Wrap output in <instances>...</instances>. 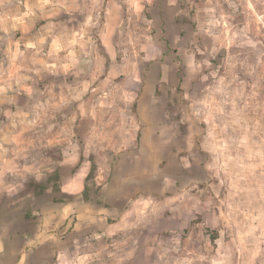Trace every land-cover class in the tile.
Returning <instances> with one entry per match:
<instances>
[{"label":"rangeland","instance_id":"obj_1","mask_svg":"<svg viewBox=\"0 0 264 264\" xmlns=\"http://www.w3.org/2000/svg\"><path fill=\"white\" fill-rule=\"evenodd\" d=\"M18 2L21 5V13L24 9L23 0ZM74 2L76 7L72 11L60 9L63 10L64 16L61 23L59 22L61 27L57 31L63 32L71 40L73 34L81 30L91 13L96 27L85 29L84 40L95 43L97 54L102 60L104 50H107L108 46L115 51V63L108 67L109 69L114 67L121 73L112 83L121 85L125 91L136 90V95L139 94L141 86L145 84L144 80L149 74H154L150 64L152 58H159L161 54L165 55L172 51L173 62H176L187 54L184 60L189 68L187 70L185 68V73H182L185 76L184 91L189 93L186 98L187 104L191 100L199 105L193 106L194 108L192 107L189 112L193 113L195 122L203 129L200 142L206 138L211 141L214 137L215 141L210 146L215 148L219 147L216 141H223L228 146L227 156L232 160V164L228 166L227 171L220 172V177H216L218 185L214 186L212 180L210 181L214 189L212 186V188L203 187L201 193L197 188L191 191L194 194L191 202L205 198L202 200H205L206 208H209L205 221L201 219V215L194 214L192 216L198 218L191 226L184 227L185 229L179 227L173 230L166 226L162 230L159 228L161 237L147 245V250H153L150 264H189V262L219 264L224 249L230 246L229 232L235 234L237 230L235 225L248 223L243 214H237L234 218H229L228 222L232 223L233 227L228 229L224 221L218 219L222 212L227 215L231 211L229 206L243 205V193L229 198L230 194L244 183L240 181L233 187L232 177L241 171V167L236 165L238 163L251 170L261 156H264V22H261V17H264V0H74ZM67 3L72 4L73 0H67ZM94 4H99L100 7L94 9ZM130 4L138 5L140 11L137 12L134 7L130 8ZM110 5H119V9L111 10L110 14ZM2 16L3 13L0 12V37L5 36ZM107 16H110L108 24H106ZM46 24L42 23V27ZM109 29L112 32L115 30V34L112 33L113 37L108 38L106 47L101 40ZM17 35L19 30L15 32L13 38L16 39ZM4 47L5 44L0 41V61L3 62V67L7 68L8 61L4 56ZM126 64L134 66V70L142 80L138 89L135 82L123 74ZM96 68L103 73L101 61ZM69 76L71 78L66 81L64 77L56 80L57 84L55 83L56 87L53 91L59 93L62 84L76 87L86 80L85 76L80 78L83 80L81 82L71 81L72 76ZM100 76L93 87L101 83ZM53 82L49 80L41 83L39 85L41 91L44 90L45 84ZM180 91H183V88L177 89V92ZM175 101L171 104V108L173 117L177 120L180 119V111ZM97 102V97H93V103ZM120 106L124 105L121 103ZM7 109L13 112L17 110L13 105L0 106V144L4 143L5 135L11 136L19 131V124L13 129L12 121L3 115V111ZM22 110L28 111L23 108ZM132 110L135 111V104L132 105ZM179 131L182 133L180 127ZM30 135L32 133H25V138ZM4 147L9 149L10 158L11 149L16 145L4 144ZM200 153L206 154L207 162L211 161V153L202 151ZM114 160L115 158L110 160L109 164ZM20 163L24 162L20 161ZM210 171V173L215 172ZM65 174L66 172L62 175ZM93 179L95 178H90L91 184ZM20 181L19 177H14L11 173H3L0 165V233L3 235L13 226L17 229H26L28 223L34 225L36 222L32 221L38 215L39 206L45 205V213L53 214L47 208L52 194H47L42 199L31 198L33 189H38L35 186L33 189L30 187L34 181L32 177L26 182L21 181L23 188L19 194L7 200L6 197L11 195L6 190L12 184H19ZM154 201L156 206L160 205L158 203L160 199L156 198ZM222 201L225 203L222 204ZM247 210L252 216L260 215L258 205L253 204ZM69 227L68 224L66 229L62 230L60 234L62 240L65 239ZM140 228L141 224L138 222L124 232L111 237L101 236V231H95L76 240L81 254L90 252L100 254L95 264H116L122 251L133 247L132 240ZM221 232L224 233L223 236ZM4 244L6 246V243ZM30 245L29 247L36 252L39 244L33 242ZM62 246H68L71 257L74 251L71 241H65ZM218 251L219 256L216 254ZM109 253L114 254L112 258H109ZM162 253H166L164 259L160 258ZM42 258L46 264H58L57 253L53 256L49 252H44Z\"/></svg>","mask_w":264,"mask_h":264},{"label":"clouds","instance_id":"obj_2","mask_svg":"<svg viewBox=\"0 0 264 264\" xmlns=\"http://www.w3.org/2000/svg\"><path fill=\"white\" fill-rule=\"evenodd\" d=\"M23 6L26 11L21 14L18 0H0L5 33L4 37H0V41L5 44L3 52L8 61L7 68H4L3 62L0 61V106H16L15 112L7 109L3 111V115L12 121L13 129L19 124V131L11 136L5 135L4 143L0 144V165L3 173H11L22 182H26L29 177L40 182L46 175L50 176L57 170L61 173L66 171L59 191L80 199L86 187L91 185L89 177L96 179L97 187H101L103 183V187L108 188L109 185L105 181L110 175L109 161L136 146L142 149L138 153L142 157V166L122 176L118 183L113 177L110 190L114 193L157 177L168 168L166 153H171L172 147L176 148L175 156L179 157L181 152L185 153L180 157V166L184 169H190L195 154L202 151L212 155L210 162L204 161L206 168L214 170L217 176L221 171L228 170L232 160L227 156L228 146L223 141H216L219 147L214 148L210 146L215 141L214 137L211 141L206 138L198 144L194 135L186 134L183 136L184 146L181 147L179 137L175 138L174 144V136L165 138L158 135L156 121L147 109L132 110V105L137 102L136 90L125 91L121 85L112 83L113 79L121 74L114 67L109 69L104 81L93 87L103 73L96 68L101 57L97 54L95 43L84 40L85 29L96 27L91 13L81 30L74 33L71 40L62 43V33L57 31L61 26L51 21L59 15L60 9L72 11L76 7L74 0L72 4H68L67 0H38L35 4ZM99 7V4L93 5L94 9ZM133 7L137 12L140 11L138 5L130 4V8ZM46 9L48 11H45ZM112 9L118 10L119 5H110V14ZM26 17L34 18L33 24L35 19H45L49 22L31 39L25 40L23 36L14 39L15 32ZM96 19L98 21V15ZM261 22H264V17H261ZM23 31L27 32L28 29L24 28ZM107 35H111V29ZM107 35L103 36L106 45ZM77 44L80 55L73 50V46ZM107 50L114 64L116 53L110 46ZM61 52L66 55L61 56ZM125 69L123 74L130 77L138 89L142 80L134 66L126 64ZM69 75L77 79L86 76L88 79L76 87L62 84L59 93L53 91L56 87L54 82L45 84L43 91L39 87L49 76ZM93 97H97V103H93ZM121 103L123 107L120 106ZM25 133L32 135L25 138ZM4 144L16 145L11 149L10 158L9 149L4 147ZM20 161L24 163L21 164ZM161 165H164V169ZM236 166L241 167V171L232 177L233 187L240 181L244 183L232 192L229 198L243 193V205L229 206L231 211L227 215L222 212L218 219H222L228 229L233 227V224L228 222L229 218H234L237 214H243L248 223L235 225V234L229 232L230 246L224 249L219 264H264V156H261L251 170L238 163ZM162 182L167 187L173 180L164 175ZM22 188L23 183L15 184L8 191L15 194ZM146 202L155 209L156 205L151 203L149 197L140 196L131 201V211L146 213ZM223 203L225 202L222 201ZM253 204L259 206L260 215L252 216L247 210ZM74 212L76 207L71 203L66 204L62 210L64 218ZM79 218L83 220L85 215L80 213ZM223 235L221 232V236ZM51 239L56 240V237ZM71 245L74 248L71 257L68 246L59 247L58 264H95L100 258L99 253L81 254L79 243L75 239L71 241ZM138 251L137 246L122 251L116 264H143L138 259ZM150 253L151 250L146 255ZM113 255L109 253V258ZM164 255L166 253L160 254V258L164 259ZM19 264H23V259Z\"/></svg>","mask_w":264,"mask_h":264},{"label":"crops","instance_id":"obj_3","mask_svg":"<svg viewBox=\"0 0 264 264\" xmlns=\"http://www.w3.org/2000/svg\"><path fill=\"white\" fill-rule=\"evenodd\" d=\"M37 2L38 0H23V5H32ZM25 11L26 8L24 7L21 14ZM45 11H48V9ZM112 11H114V9H112ZM39 15V12H37V16ZM63 16V10H60L59 15L53 17L51 22L59 25ZM33 19L34 18L27 17L24 19V23L19 26V35L16 36V39H20L21 36H23L25 40L31 39L43 28L42 23L45 24L49 22L45 19H35V23L33 24ZM109 21L110 16H107L106 24H108ZM24 28H27L28 31L24 32ZM59 33H62L61 42L66 43L67 40H69L68 37L65 36L66 34L63 32ZM106 33H108V31H106L104 35ZM112 33L115 34V30L113 32L111 31V34ZM110 37H113V35H107V40ZM101 42L107 47L103 39ZM165 45L169 46V44L166 43ZM21 50H23V45H21ZM45 50L47 51V44L45 45ZM73 50L80 55L78 44L77 46H73ZM172 53L173 52L170 51V53L167 52L165 55L161 54L159 58H152V63L150 64L154 70H150H153L154 74H149L144 80L145 84L141 86L140 92L137 94L135 111L142 108L147 109L149 114L154 117L156 121V127L158 129L157 134L163 135L165 138L167 136H174V144L175 138L179 137L180 146L183 147V136L186 134L194 135L199 144L201 138L200 134L203 133V129L195 122L193 113L189 112L193 106L196 107L199 105L191 102V100H189L190 103L187 104L186 98H188L189 93L184 91L186 90L185 76L182 75V73H185V68L186 70L189 68L187 62L184 60L187 54L180 57V61L177 60L173 62L172 57L174 54ZM60 55L64 56L66 53L61 52ZM103 56V60L101 59V64L103 66V74L100 76L101 82L105 80L108 74V65L113 64L112 57L108 50H104ZM62 77L64 76H49L44 83L50 80L57 84L55 81L62 79ZM70 78V76L64 77V81ZM87 79L86 77V80ZM71 81L81 82L83 80H77L76 77L72 76ZM178 88H183V91L177 92ZM174 100H176L175 102L180 111V119L177 120L173 117L174 113L171 108V104ZM179 127L182 133L179 131ZM141 151L142 149L140 146L132 147L129 148L127 152L115 158L112 164H109L110 175L105 181L108 183L109 187L104 188L103 183L101 187H97L96 179H93V183L88 187L87 196L85 197L83 195L80 199L62 194L59 191L63 173L57 170V190H53L52 187L49 186L40 195H33V193H31L32 199H42L47 194H52L53 196L52 198L50 197L47 208L52 211L53 214L45 213V205L39 206L37 207L38 215L34 221H32L36 222L34 225L28 223L26 229H17L13 226L6 234L3 235V233H0V264H19L21 259H23V264H44L45 262L42 258V256L44 257V252H49L54 256L59 247L67 240H76L81 236L89 235L95 231H101V236L111 237L124 232L138 222L141 224V228L132 240V243H134L133 246H137L139 249L138 258H142L140 261H142L143 264H150L153 250L151 249L150 255H146L149 251L147 250V245L154 243L159 236L161 237L159 228L162 230V228L166 226L170 229L177 230L179 227H189L198 218L193 217L192 215L194 214L201 215V219L205 221L209 214V208H206L207 203L205 200H202L205 198L202 197L200 200L191 202L193 201L192 197L194 195L191 191L197 188V191L201 193L203 187L212 188L213 185H210L211 180L214 186L218 185L216 177H220V174L217 176L215 172L210 173L211 171L206 168L204 163V161H206V154H201L200 151L195 154L192 167L190 169H184L180 166V157L185 155V153L181 152L179 157L175 156L174 153L176 152V148L172 147L171 153H166L168 156L166 163H168L169 166L167 169H164V165H161V168L164 170L157 177L144 180L134 187L126 188L122 192L114 193L110 190L113 186V177H115V182L118 183L122 176L130 174L138 167L142 166V157L138 155ZM164 175L170 176L173 180V183L167 187L162 182ZM47 176L48 175H46L45 178H47ZM20 183L21 181L19 184ZM13 185L15 184L11 186ZM20 190L15 194L9 193L11 197H6L7 200L17 196ZM6 192H8V190H6ZM140 196L149 197L153 205H155L154 200L158 198L161 200L160 202L157 201L160 205H157L153 210L146 202V213L141 214L131 211V201ZM176 197H182V199L178 200ZM70 203L75 205L76 212L64 218L62 210L66 204ZM194 205L195 207H193ZM159 208L161 209L160 211L158 210ZM80 213L85 215V219L81 220L79 218ZM215 222L219 221L215 220ZM68 224L70 227L67 229L65 239L62 240L60 234L62 230L66 229ZM77 225H79V228H77ZM51 237H56V240L51 239ZM57 241L59 243H57ZM33 242L39 244L36 252L30 248V243ZM4 243H6V246ZM216 254L219 256V251Z\"/></svg>","mask_w":264,"mask_h":264},{"label":"trees","instance_id":"obj_4","mask_svg":"<svg viewBox=\"0 0 264 264\" xmlns=\"http://www.w3.org/2000/svg\"><path fill=\"white\" fill-rule=\"evenodd\" d=\"M91 177H89L90 179ZM57 181H58V174L57 172L50 175V176H47V178L45 180H42L41 182H37V181H33L31 183V188L33 189L34 186L36 188H38L37 190H34L32 191L33 195H40L43 193V191L45 189H47L49 186L52 187L53 190H57L58 189V185H57ZM51 182H54V183H51ZM50 184V185H49ZM52 184V185H51ZM87 192H88V187H86V190H85V193L83 194L85 197L87 196Z\"/></svg>","mask_w":264,"mask_h":264}]
</instances>
